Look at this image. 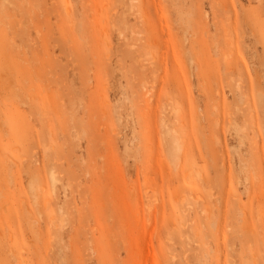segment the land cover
Wrapping results in <instances>:
<instances>
[{
	"label": "rangeland",
	"instance_id": "1",
	"mask_svg": "<svg viewBox=\"0 0 264 264\" xmlns=\"http://www.w3.org/2000/svg\"><path fill=\"white\" fill-rule=\"evenodd\" d=\"M0 264H264V0H0Z\"/></svg>",
	"mask_w": 264,
	"mask_h": 264
},
{
	"label": "bare ground",
	"instance_id": "2",
	"mask_svg": "<svg viewBox=\"0 0 264 264\" xmlns=\"http://www.w3.org/2000/svg\"><path fill=\"white\" fill-rule=\"evenodd\" d=\"M67 11H68V9H67ZM132 11H133V8H132ZM68 13H70V12H68ZM185 18V17H184ZM182 19V18H181ZM182 21V20H181ZM183 22V21H182ZM186 24V23H185ZM187 25V24H186ZM185 25V26H186ZM107 31V30H106ZM207 35V34H206ZM185 37V36H184ZM18 47V46H17ZM226 57V56H225ZM140 58V57H139ZM143 59V58H142ZM147 62V61H146ZM153 98V97H152ZM164 122V121H163ZM218 123V122H217ZM245 130V129H244ZM147 145V144H146ZM202 198V197H201ZM45 205H46V203H45ZM29 211V210H28ZM212 212V211H211ZM29 213V212H28ZM53 222V221H52ZM38 234H39V232H38ZM11 252V251H10Z\"/></svg>",
	"mask_w": 264,
	"mask_h": 264
}]
</instances>
